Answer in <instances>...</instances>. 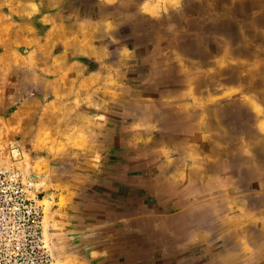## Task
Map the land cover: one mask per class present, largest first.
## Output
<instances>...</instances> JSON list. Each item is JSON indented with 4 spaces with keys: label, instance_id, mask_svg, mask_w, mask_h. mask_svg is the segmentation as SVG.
Listing matches in <instances>:
<instances>
[{
    "label": "crops",
    "instance_id": "0c3cea01",
    "mask_svg": "<svg viewBox=\"0 0 264 264\" xmlns=\"http://www.w3.org/2000/svg\"><path fill=\"white\" fill-rule=\"evenodd\" d=\"M239 1L249 8L240 19L251 18L254 27L239 25L235 34L229 7L211 12L205 27L192 25L182 34L187 40L179 53L200 66L195 51H222L230 65L237 46L239 65L250 69L242 73L239 99L253 104L257 116L264 113L256 92L264 83L257 71L264 69V0ZM133 2L123 8L122 0H0V86L6 94L0 99L28 100L26 109L35 108L39 117L34 131L50 138L33 137L25 147L31 158L29 147L51 149L42 170L49 190L45 220L60 264H118L124 253L132 254L121 251L120 241L127 235L124 244H134L131 237L153 207L175 208L163 200L167 170L183 149L196 147L174 133L176 114L161 103L151 45L139 38ZM252 82L256 91L245 90ZM18 108L16 102L10 115L22 113ZM262 131L264 121L256 132ZM64 158L72 164L65 174L54 166Z\"/></svg>",
    "mask_w": 264,
    "mask_h": 264
},
{
    "label": "rangeland",
    "instance_id": "374dc122",
    "mask_svg": "<svg viewBox=\"0 0 264 264\" xmlns=\"http://www.w3.org/2000/svg\"><path fill=\"white\" fill-rule=\"evenodd\" d=\"M242 5L245 4L239 0L133 2V19L141 34L139 38L151 45V72L159 90L163 91L161 103L176 114V122L172 120L174 133L178 139L196 143L194 148L183 149L167 170L163 183L167 192L163 200L170 201L168 208L172 205L175 208L165 213L167 215L157 216L163 220L158 222L160 227L167 225V230L172 228V231L182 228L179 241L181 239L184 247L181 251L195 256L193 264H208L209 261L224 264V253L229 254L226 264L239 261L242 264H264V227L260 226L264 223V211H261L264 206L260 205L264 203V131L256 132L260 121H264V113L256 116L253 104L239 99L243 95L240 93L243 91L240 79L242 73L249 72V64L247 69L239 65L237 46H232L230 65L223 63L222 51H195L202 60L200 66L185 61L179 53L180 44L184 49L187 40L182 34L187 33L192 25L205 27L204 20L211 12H223L224 8L226 12L229 7L231 29L235 34L240 26L254 27L251 18L240 19L241 11L249 9L242 8ZM122 6L130 8V0H122ZM215 6H218L217 10ZM257 71L261 82L264 69ZM257 86L258 91L253 82L243 87L258 92L264 99V83ZM0 93H4L1 86ZM5 95L0 99V174L16 173L37 193L43 235L51 243L56 263L60 264L55 252L56 243L45 220L49 190L42 170L47 165L48 153L45 151L51 149L29 147L28 151L33 149L32 159L25 147L33 137L35 141L50 138L46 137L47 133L34 131L39 117L32 114L35 108L26 109L31 106L28 100L20 102L12 95L3 98ZM16 102L22 113L10 115V112L15 113L12 108ZM166 122L168 126L169 121ZM20 137V143H17ZM62 153H65L64 149ZM68 161L64 158L54 163L55 170L63 174L72 171V164H67ZM159 208L160 212L165 209L163 205ZM10 260L14 264L13 255Z\"/></svg>",
    "mask_w": 264,
    "mask_h": 264
},
{
    "label": "built area",
    "instance_id": "2783aa9c",
    "mask_svg": "<svg viewBox=\"0 0 264 264\" xmlns=\"http://www.w3.org/2000/svg\"><path fill=\"white\" fill-rule=\"evenodd\" d=\"M40 206L29 183L0 174V264H57L44 238Z\"/></svg>",
    "mask_w": 264,
    "mask_h": 264
},
{
    "label": "flooded vegetation",
    "instance_id": "af4514ba",
    "mask_svg": "<svg viewBox=\"0 0 264 264\" xmlns=\"http://www.w3.org/2000/svg\"><path fill=\"white\" fill-rule=\"evenodd\" d=\"M162 211L160 212L159 207H153V210L150 211L151 214H149L151 217L143 216L141 229L138 231L136 229L134 237H131V240L134 238V244H124L127 237V235H124L125 238L120 241L122 244L119 248L122 252L125 249L134 250V252L132 254L130 251L124 253L127 257L126 255L119 257L118 264H189L190 261L193 264V260L196 259L195 256L193 254L188 256L184 251H181L184 247L181 239L179 241V238H182L180 231L182 228H175L172 231V228L167 230V225L159 226L158 222L163 220L157 217L160 216L158 214L163 216L169 212L166 209H162ZM142 227H145V229L142 230ZM124 245L126 248H124ZM210 262L212 261H209L208 264H211Z\"/></svg>",
    "mask_w": 264,
    "mask_h": 264
}]
</instances>
